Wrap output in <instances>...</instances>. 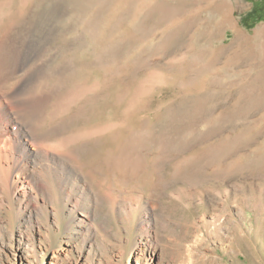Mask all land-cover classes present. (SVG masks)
Instances as JSON below:
<instances>
[{
  "label": "rangeland",
  "instance_id": "1",
  "mask_svg": "<svg viewBox=\"0 0 264 264\" xmlns=\"http://www.w3.org/2000/svg\"><path fill=\"white\" fill-rule=\"evenodd\" d=\"M252 8L0 0V53L7 37L36 45L34 123L48 143L72 134L59 151L87 185L67 197L50 176L36 202L0 191V264H264V5L246 26Z\"/></svg>",
  "mask_w": 264,
  "mask_h": 264
},
{
  "label": "bare ground",
  "instance_id": "2",
  "mask_svg": "<svg viewBox=\"0 0 264 264\" xmlns=\"http://www.w3.org/2000/svg\"><path fill=\"white\" fill-rule=\"evenodd\" d=\"M1 43V51L5 50L0 53V191H9L15 196L18 190H24L20 201L36 202L37 194L51 192L50 176V181H54L60 192H66L67 197L81 185L87 188L84 175L71 162V155L59 151L72 142V134L65 135L62 141L48 143L44 134L38 132L41 122L34 123L39 111L31 106L27 95L34 86L40 65L32 64L31 69L27 65L35 60L36 45L33 41H17L12 37ZM18 72L22 76L16 85H3L8 76ZM53 108L52 113L60 114L62 105L55 104ZM59 124L62 125L61 122L50 125V129L57 132ZM98 128L92 133H82L84 138L95 133L103 135V127Z\"/></svg>",
  "mask_w": 264,
  "mask_h": 264
},
{
  "label": "trees",
  "instance_id": "3",
  "mask_svg": "<svg viewBox=\"0 0 264 264\" xmlns=\"http://www.w3.org/2000/svg\"><path fill=\"white\" fill-rule=\"evenodd\" d=\"M263 5L264 0H253L252 13L243 21L246 26H250L253 22L256 21V19L262 18Z\"/></svg>",
  "mask_w": 264,
  "mask_h": 264
}]
</instances>
